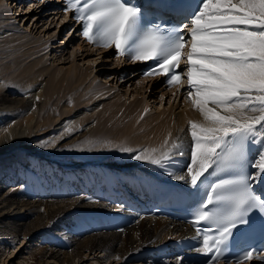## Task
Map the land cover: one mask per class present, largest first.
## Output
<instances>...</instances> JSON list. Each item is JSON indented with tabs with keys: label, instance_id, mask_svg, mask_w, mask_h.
<instances>
[{
	"label": "bare ground",
	"instance_id": "1",
	"mask_svg": "<svg viewBox=\"0 0 264 264\" xmlns=\"http://www.w3.org/2000/svg\"><path fill=\"white\" fill-rule=\"evenodd\" d=\"M6 1L0 0V78H2L0 82V109L6 106L4 104L6 101L12 99L10 96L7 98L8 92H5L7 90L20 91L19 87L21 86L26 91L28 90V96L11 101L13 105L10 106H13L12 110L15 109L17 113L14 114L16 116L15 121L10 119L0 124V142L2 140L1 144L8 143L7 146H1L0 151L4 147H10L9 138H13L12 145L14 147L19 142H17L18 136L13 137V135H16L15 127L18 123L20 126L25 124V127H27L26 125H28L29 128L26 136L24 135L21 139L29 137V134L32 133V130L30 132L32 119H34L32 127L36 128V133L38 132L39 135H42L46 131H53L48 126L52 125L53 122L56 124L60 123L63 120H58L60 115L64 117V114L71 112L74 107L63 101L59 112L51 111L48 107V111L42 113L39 110L36 115V109L33 112H28L31 107L30 104L34 101L39 103L44 101L47 104L54 98L51 102H57V97H62V93L67 87L72 90L73 88H70V86L77 87L82 83L87 84L85 91L78 98L81 101L77 99V103H89L90 100L94 103L98 99L111 95V91L115 86L113 88L110 85L105 86L104 82L101 85L88 83L90 81L89 77H91L95 68H97L99 74H103L104 80L102 81L113 80L115 77L118 79V77L125 76L124 72H130L129 77L125 79V82H128L125 87L128 91V86L133 85L135 83L134 79L140 75L139 81L135 83L134 87H130V94L133 92L132 95L139 89L136 88L138 84L142 85L141 93H144L150 87L151 92L160 90L161 94L159 102L155 101V104H157L155 107L159 112L155 115L151 113L152 115H147L143 118L141 115L144 111V106H142L140 101H137V96L140 92L127 103L128 101L120 99L122 95H119L120 88L115 87V91L118 92H116L117 96L109 104H105L106 106L101 109V113L99 111L100 122L94 129L92 128V135L90 137L87 136L89 139L86 137L85 139L87 140L84 139L80 144L73 146L74 150L77 151L83 149L85 158L77 154H62L61 156L60 153L63 149L57 147L58 144L55 146L57 149H51L41 144L43 146V149H41L39 142L33 141V144H29L31 139L18 143L15 151L8 152L7 149L0 153V175L9 174L10 172L14 176V178L4 177L5 181L3 180L4 183L0 185V264L4 261L3 255L5 252L10 256L18 254L19 250L17 251L14 248L16 240L21 239L20 246L23 247L26 245V242H24L26 237H32L37 230H49L51 228L55 229V235L63 236L64 239L61 237L58 246L33 243L32 247H30L27 244L25 250L28 254V256H25L27 264H53V260L62 264H74L79 257L83 256V251L87 252L95 249L100 250L102 255L100 258H93L98 260V262L108 258L116 259V257H119L120 259L131 256L139 249H148L151 245L159 242L165 243L166 241H169L171 245L178 244L188 248L194 245L193 251L200 248V238L198 236L194 238V229L188 221L173 219L166 215H156L151 212L146 214V211H142L145 208V199L140 200L138 197L141 196L148 199L145 193L146 189L152 191L151 196L157 194V192L154 193L155 187H153L154 190L152 188L153 183H147L148 174L157 179H162V182H164L163 186L168 188L171 182L178 181L174 175L167 176L165 171H162V168H164L169 173L171 167L166 165L161 167L143 160L134 159L131 161L130 158L135 153L120 150L122 148L160 149L165 139L169 138L168 134L171 133V140H176L179 137L185 144L184 155L177 156L179 158L182 156L181 166L186 167L190 162V152L188 151V146L191 144L189 122L203 123L204 119L201 113L193 106L191 100L184 98L183 101H180L183 97L181 93V86L183 85L177 84L172 87L165 86L163 83L160 85L159 82L161 81L157 77L141 76L137 66L139 61L130 59L126 55L119 56L117 53L113 59L111 58V53L114 52V47L106 48L88 39L84 40L81 37L82 35L79 36L81 34L80 28L69 22L72 17L67 16L68 11L65 12V9L60 11V0H55V3L51 2V0H42L43 3L40 5L37 2L33 10L40 7L46 8L49 5H54L56 8L46 11V19L42 18L43 15L40 13V15H34L29 22L31 24H27L26 27L21 26L22 28L18 25L19 21L16 18L18 16L19 19H26L20 13L26 14L29 11L22 12L20 10L21 5L17 3L25 2V0H14L15 2L8 0L10 1L9 6L4 5ZM11 2L17 5L12 6ZM33 5L35 4L33 3ZM27 7H32L31 2H28ZM42 8L37 13L42 11ZM48 15L52 17L49 18ZM56 18H61V21L57 24V28L55 27L53 34L56 33V30L61 31L70 24L71 27H74V31L71 32L72 36L68 42L63 44L62 41L56 44V46L61 47L59 49L60 55H57L58 49L54 45L51 46L50 52H53V56L57 60H62L65 55V49L69 47L68 43L74 39V42L70 44L72 46L71 61L74 62L66 68L63 65L62 67L60 66L54 74L49 75L51 76L50 83L48 82L49 88H46L47 90L44 89L45 91L43 89L37 90V85H32L39 78L41 79L47 70V66H38L43 56L35 59L33 57V63L27 64L23 72L14 75L15 78H18L17 81L14 76L8 80L9 76L19 67L17 65L22 60L50 46L49 40L41 37V32L44 30V34L52 35V33L50 34L48 30H45L47 28L41 27V25L49 21L50 24L55 23ZM40 23L41 25H39ZM37 28L40 29L38 35L36 34ZM8 29L11 31H6ZM32 31H35L34 34ZM40 40L41 42H39ZM21 49H24V52ZM19 50L21 51L20 54H16V51ZM87 54H97L95 55L97 58L102 57V59H99L101 61L100 64L98 63L99 61H95L97 62L96 65L92 64L88 68H81L75 62L76 55H81L85 58ZM124 60H127V63H122ZM103 61L107 63L110 61L113 65L110 66L112 68L111 72L107 71L108 68L103 64ZM92 76L95 75L93 74ZM123 80L122 83L124 82ZM13 83H17L19 87H16V85L14 88L9 87ZM155 83L162 87H157ZM144 86H146V90H144ZM36 97H39V99L37 100ZM163 97H169L167 99L169 105L160 110L158 106L160 107L163 103ZM5 127H7V131L4 130ZM12 132L14 133L12 134ZM79 135L82 137L81 134ZM33 136L34 133L31 134V137ZM76 140L79 139L76 138ZM67 141L64 142L67 143ZM26 153L30 155L28 156ZM79 157L81 159L78 160L77 158ZM88 161H93L96 165H102L103 167L98 168ZM23 162H27V166ZM167 163L172 165L173 161L171 160ZM123 165L127 166L128 170H123ZM3 168H6V171L2 173ZM105 170L110 174L112 184L108 180H104L105 176L101 175V172L104 173ZM185 172L186 170H184V174ZM19 180L25 181L21 187L16 184ZM126 182L131 185L128 188L134 190L130 195H124L129 194L125 188L127 187ZM142 182H144V185ZM74 183L77 185L74 186ZM97 185L102 190L98 189ZM46 188L47 191H45ZM81 191L84 193L83 196L81 195L82 193H79ZM91 192L90 198L88 197L86 201L83 200V197H86ZM114 197L117 200L120 199V202L112 203ZM84 216L90 217V220L85 223H79L80 218ZM91 216L93 217L91 218ZM78 233H81V236H77L76 234ZM51 239L54 238L51 237ZM5 241L7 243L3 245ZM8 243L11 244L9 246L13 247L12 249L8 247ZM19 262L20 259L16 262L12 261L11 264H20ZM158 262L161 261L158 260Z\"/></svg>",
	"mask_w": 264,
	"mask_h": 264
},
{
	"label": "snow or ice",
	"instance_id": "2",
	"mask_svg": "<svg viewBox=\"0 0 264 264\" xmlns=\"http://www.w3.org/2000/svg\"><path fill=\"white\" fill-rule=\"evenodd\" d=\"M154 2L156 10L187 23L145 28V10L134 0H66L65 12L74 10L89 41L136 61L154 60L157 67L146 75L163 73L169 86L182 84L187 69L186 98L204 122H189L190 162L175 178L199 192L205 174L216 177L193 213V225H201L196 251L205 264H264L262 249L231 252L237 236L257 228L264 233V0ZM168 136L160 149L120 150L163 167L185 151L179 137ZM175 264H186V257L177 256Z\"/></svg>",
	"mask_w": 264,
	"mask_h": 264
},
{
	"label": "rangeland",
	"instance_id": "3",
	"mask_svg": "<svg viewBox=\"0 0 264 264\" xmlns=\"http://www.w3.org/2000/svg\"><path fill=\"white\" fill-rule=\"evenodd\" d=\"M6 1V0H5ZM11 1V0H10ZM10 1H6V3L4 4V5H6V6H9L10 4ZM14 1V0H13ZM16 1V0H15ZM14 1V2H15ZM27 1V2H26ZM55 0H51V2H54ZM14 2H11V4H12V6L13 5H17V4H20L21 6H20V10H22V12L24 11V12H26V11H29V12H27L26 14H23V13H20L22 16L24 15V17L26 18V19H19L18 18V16H17V21H19V26L21 27V26H25L26 27V25L27 24H31V23H29L33 18V16L34 15H40V14H42L43 16H42V18H45L46 19V16H47V13H46V11L48 12V11H51V10H54L55 8H56V6H54V5H52V6H47L46 8H42V7H40V8H42L43 10L42 11H40V12H38L37 13V11L40 9V8H36L35 10H33V8L36 6V3L38 2V5H40V4H42L43 3V1L42 0H25V2H20V3H17V4H14ZM28 2H31V6L32 7H30V8H28L27 7V5H28ZM33 3L35 4V5H33ZM55 3V2H54ZM23 5V6H22ZM25 5V6H24ZM44 6V5H43ZM23 7H25L24 9H23ZM13 8V7H12ZM11 8V9H12ZM54 8V9H53ZM28 9V10H27ZM14 10H15V7H14ZM13 13V12H12ZM40 13V14H39ZM60 14V13H59ZM49 16V15H48ZM50 17H52V16H49V18ZM56 21H55V23L53 22L52 24H50V21L48 22V23H44L43 25H41V23L39 24V25H41V27H45V28H47V29H45V30H48V32H50V34L52 33V35H49L48 33H46V34H44L43 32H44V30H42V34H41V37H44V39H48L49 40V42H50V46H48L47 48H44L41 52H39V53H37V54H34V55H32V56H30V57H27V59H25V60H22V62H20L17 66H19V67H17L16 68V70L11 74V76H9V79L8 80H10V79H12L13 78V76L14 75H18L20 72H23V70H24V68L27 66V64H31V63H33V57H34V59L36 58V57H39L40 56V58H41V56H43L42 58H41V61H39L40 63L38 64V66H47V70H46V72H45V74L44 75H42V78L40 79L39 78V80L38 81H35L32 85L33 86H36L37 85V90H47L49 87H48V84L50 83V77L51 76H49V75H52V74H54L55 73V71L57 70V68H59L60 66L62 67V65L66 68L67 66H69V65H71L74 61H71V58H72V53H71V50H72V46L70 45V44H72L73 42H74V39L73 40H71V42L70 43H68V46L69 47H67L66 49H65V51H64V58H62V60L61 59H56V57H54L53 56V52L51 53L50 52V50H51V46H56V44L57 43H59V42H62L63 41V44L64 43H66V42H68L69 41V39H70V37L72 36V33L71 32H73L71 29H70V25H68L67 27H65V28H63L61 31L60 30H56L55 32L57 33H55V34H53V31H54V29H55V27L57 26V24L61 21V18H59V19H55ZM25 24V25H24ZM49 26V27H48ZM41 27H39L40 29H41ZM22 28V27H21ZM39 28H37V31H36V34L38 35V31L40 30ZM57 28V27H56ZM69 30V31H68ZM73 30H74V28H73ZM6 31H11L10 29H8V30H6ZM33 32V34H34V32L35 31H32ZM77 33V32H76ZM68 34H70V35H68ZM1 35V34H0ZM36 35V36H37ZM54 36H56V37H54ZM80 38V37H79ZM80 40H82L81 38H80ZM39 42H41V40L39 41ZM85 43V42H84ZM62 44V45H63ZM1 45V44H0ZM39 45H41V44H39ZM61 47L60 46H56V49H58L57 51V55H60V49ZM102 48V47H101ZM103 49V48H102ZM22 50V49H21ZM20 50L19 51H16V54H20ZM22 52H24V49L22 50ZM81 53V52H80ZM93 53H97V52H93ZM16 54H14V55H16ZM44 54V55H43ZM78 54V53H77ZM112 55H111V58H115L116 57V55H115V53L113 52V53H111ZM95 55H97V54H87V55H85V58L83 57V56H81V55H76V59H75V62L77 63V64H79L80 66H81V68H88V67H90L92 64H97V62H95V61H99L98 63L100 64V58L102 59V57H96ZM11 57H12V55H11ZM94 58H96V60H94ZM11 59V58H10ZM30 59V60H29ZM40 60V59H39ZM62 61H64V62H62ZM114 63H116V62H114ZM122 63H127V60L125 61H123ZM103 64L108 68L107 69V71L108 72H111V70H112V68L110 67V66H113L111 63H110V61L107 63V62H104L103 61ZM127 66V65H126ZM18 72V73H17ZM95 75V76H92V75ZM124 74H125V76L123 77H118V79L115 77L113 80H107V81H102V80H104V76H103V74L102 73H100L99 74V72H98V70H97V68H95V70L93 71V73L91 74V77H89L90 78V81H88V83L90 82V84L91 83H95L96 85L98 84V85H101L102 84V82H104L103 84L105 85V86H112V88H113V86H115V87H118V88H120L119 89V95H121V98L120 99H122L123 101H128L127 103H129L130 102V100H132L133 98H134V96L136 95L137 96V93H139L140 92V94H138V96H137V101L139 102H141L142 103V106H144V111L142 112V115H141V117H143V118H145L144 116H147V115H152V114H157L158 112H159V110H157L156 109V107L155 106H157V104H155L156 102L155 101H157V102H159V98H160V94H161V91L159 90L158 92H151L152 90L150 89V87H149V89L147 90V91H144V93H141V90H142V85H140V84H138V85H136V88L138 89L137 90V92L135 91V94H133L132 95V93L130 94V90H131V88L132 87H134V85H135V83H137L138 81H139V79L141 78L140 77V75H139V77L138 78H135L134 79V81H135V83L133 84V85H130V87L128 86V88H129V91H128V89L127 88H125L126 86H127V83L128 82H125V79L126 78H128L129 77V75H130V72L128 73V71L127 72H124ZM18 77V76H17ZM4 78H5V76H4ZM14 79L17 81V79L18 78H15V76H14ZM124 79V80H123ZM8 80H6V81H8ZM117 80V81H116ZM122 80L124 81L123 83H122ZM2 81V78H0V82ZM38 82V83H37ZM41 82V83H40ZM49 82V83H48ZM120 83H122V84H120ZM184 83V82H183ZM183 83L181 84V85H183ZM87 84V83H86ZM86 84H84V83H82V84H80V85H78L77 87H71L70 86V88H73L72 90L71 89H69L68 87H67V89H65V91H63V93H62V97L61 96H59V97H57V102L56 101H54V102H51L54 98H52V100H50V102L49 103H44V101L42 102V101H40V103L39 102H33V103H31L30 105H31V107L29 108V110H28V112H33V111H35L34 109H36V115H37V112L39 111V112H42V113H44V112H46V111H48L49 110V108L51 109V111H57V112H59V109H61V103H63V101H64V103L65 102H68L69 104H71V106H74L73 107V110L71 111V112H69V113H65L64 115V117H62L63 115H60V117L58 118V120L60 121L61 119H63L60 123H58V124H56L55 122H53L52 123V125H50V126H48V128H52V130L53 131H46L44 134H42V135H39L38 134V132L36 133V128L35 127H32L33 126V122H34V119H32L33 120V122H32V124H31V128L32 129H30V132H31V130H32V133H34V136L33 137H31V134H29L30 136L29 137H26V138H22L21 139V137H23L24 135L26 136V134L28 133V130H29V128H28V125H26L27 127H25V124L24 125H21L20 126V124L18 123V125L15 127V134L16 135H13V137H15V136H18L19 137V139L17 140V142L18 143H21V141H23V140H30L31 139V141L29 142V144L30 143H32L33 141H36V142H39L40 143V148L41 149H43L42 147L43 146H41V144L43 145H45V144H47L48 142H54L53 144H51L50 146H48V147H50L51 149H53V148H55V149H57V147H60L61 149H63V151L60 153V155L62 156V154H64V155H74V154H77V155H79V156H82V157H84V152L85 151H83V149H81V150H79V151H77V150H74V145L76 144H80L87 136L88 137H90V135H92V131H93V129H94V127H96L97 126V124L100 122V118H99V114L101 113V109L104 107V106H106L105 104H109L112 100H114V98H115V96H117V94H116V92L117 91H115V87L113 88V90L111 91L112 93H111V95H109L108 97H103V98H101V99H98V100H96V101H94V103L93 102H91L92 100H90V102L88 103V102H80V103H77V99L81 96V94L85 91V86H86ZM120 84V85H119ZM159 84L160 85H162V83L161 82H159ZM159 84L158 83H155V85L158 87L159 86ZM15 85H16V87H19V86H17V83H13V84H11V85H9V87H15ZM32 85H31V87H32ZM47 86V87H46ZM50 86V85H49ZM139 86V87H138ZM146 86H144V90H146V88H145ZM159 87H162V86H159ZM20 88V91H16V90H14V91H5V92H8V97L7 98H9V96L12 98L11 100H8V101H6L4 104L6 105L4 108H1L0 109V124H2L3 122H6L7 120H10V119H12L13 121H15V115L14 114H16L17 113V111L14 109V110H12V107L10 106V105H13V103L11 102V101H14V100H17L18 98H25V97H27L28 96V90L26 91L25 90V88L23 89V88H21V86L19 87ZM47 88V89H46ZM77 88V89H76ZM63 89V90H64ZM69 89V90H68ZM37 90H35L36 92H38ZM44 90V91H45ZM136 90V89H135ZM165 90H169V89H165ZM30 93V92H29ZM118 93V92H117ZM182 93V92H181ZM17 98H16V97ZM122 97H124V98H122ZM169 97H163V103L160 105L159 103V105H160V107L158 106V108L161 110V108H163V107H165L166 108V106H168L169 105V103H168V101H167V99H168ZM184 98H186V95H184V97H182L181 98V100L180 101H183L184 100ZM125 99V100H124ZM127 99V100H126ZM187 99V98H186ZM175 100H177V99H175ZM188 100V99H187ZM78 101H81L80 99H78ZM84 101V100H83ZM121 101V100H120ZM44 103V104H43ZM88 103V104H87ZM147 103V104H146ZM16 104V103H15ZM56 104V105H55ZM74 104V105H73ZM38 105V106H37ZM44 105H45V108H44ZM47 105V106H46ZM147 105V106H146ZM34 106H36L37 108L38 107H40L39 109H37L36 107L34 108ZM43 106V107H42ZM55 106V107H54ZM58 106V107H57ZM69 106V105H68ZM49 107V108H48ZM51 107H53V108H51ZM48 109V110H47ZM145 110H147V111H145ZM99 111H100V113H99ZM156 111V112H155ZM38 112V113H39ZM98 113V114H97ZM150 113V114H149ZM152 113V114H151ZM97 115H98V117H97ZM11 120V121H12ZM17 121V120H16ZM67 122H69L68 124H66ZM65 124V125H64ZM73 126H75V127H73ZM71 127V128H70ZM27 128V129H26ZM73 128H76V129H73ZM78 128V129H77ZM93 128V129H92ZM21 130V131H20ZM71 130V131H70ZM25 131V132H24ZM73 131V132H72ZM69 132V133H68ZM14 132H12V134H13ZM67 133V134H66ZM84 133H85V135H84ZM79 134H81L82 135V137L79 135ZM88 134V135H87ZM74 135V136H73ZM77 135H79V136H77ZM74 137V138H73ZM84 137V138H83ZM87 137V139H89ZM76 138H78L79 140H76ZM10 139V147L8 148V147H4L3 148V150H7L8 149V152H11V151H15V147L18 145V143L15 145V147L12 145V141H13V138L11 139V138H9ZM8 139V140H9ZM64 139V140H63ZM75 139V140H74ZM87 139H85V140H87ZM43 140V141H42ZM47 140V141H46ZM68 140V141H67ZM72 140H73V142H72ZM42 141V142H41ZM64 141H67V143H65ZM2 143V140H1V142H0V144ZM71 143V144H70ZM33 144V143H32ZM57 144H58V146H57ZM7 146L8 145V143H4V144H1L0 145V147L1 146ZM12 146V147H11ZM55 146H57V147H55ZM141 146V145H140ZM39 148V149H40ZM10 149V150H9ZM3 150L1 149V151H0V153L1 152H3ZM7 152V153H8ZM28 156L30 155V154H28V153H26ZM95 155V154H94ZM68 157V156H67ZM63 158V157H62ZM69 158H71V157H69ZM85 158V157H84ZM78 160L79 159H81V157H79V158H77ZM130 160L132 161V160H134L133 159V155H132V157L130 158ZM22 162V161H21ZM88 162H91L92 164H94V165H96L93 161H88ZM173 163H175V162H173ZM23 164L24 165H26L27 166V162H23ZM173 165V164H172ZM28 166H29V163H28ZM106 166V165H105ZM124 166V168H123V170H128L127 169V166H125V165H123ZM96 167H98V168H102L103 166L102 165H96ZM8 169H9V167H7ZM63 168H64V166H63ZM106 168H107V166H106ZM108 168H110V167H108ZM4 171H6V168H3V170H2V173L4 172ZM9 172V171H8ZM26 175V174H25ZM1 176H2V179H1ZM6 177H13L14 178V176H12L11 175V173L9 172V174H6V173H4L3 175H0V185H2L4 182H3V180L5 181V178ZM19 182V183H18ZM23 183H25V181L24 180H19V181H17V185H19L20 187L22 186V184ZM77 184L76 183H74V186H76ZM16 186V185H15ZM41 189H43V188H41ZM92 189V188H91ZM23 190H24V188H23ZM45 191H47V188H46V190ZM92 192H94L93 190H91ZM80 194L82 193V191L81 192H79ZM92 194V193H91ZM72 195V194H71ZM82 196H83V193L81 194ZM85 196V195H84ZM87 197H88V195H86V197H83V200H87ZM9 218V217H8ZM84 220H87V218H84ZM82 221H80V223H81ZM57 230V229H56ZM42 231H44V232H42ZM46 237H45V236ZM58 235V234H57ZM57 235H55V229H49V230H37V231H35L34 232V235L31 237V236H28V237H26L25 238V240H24V242H26V245L25 246H23V247H21L20 246V243H21V239L19 240H16V243L14 244V248H15V250H19V252H18V254L16 255V256H10V255H7V253L5 252L4 253V255H3V259H4V261H2V264H11V262L13 261H19V259H20V264H27L26 263V258H25V256H28V254H27V252L25 251L26 250V246H27V244H28V246H30V247H32V244L33 243H36V244H39V243H42L43 245H49V244H51L52 246H58V242L59 241H61V237H62V239H64L63 238V236H61V237H59V235L57 236ZM77 236L79 235V236H81V233H78V234H76ZM51 237H53L54 239H51ZM53 240V241H52ZM23 242V243H24ZM5 243H7V241H5L4 243H3V245H5ZM60 243V242H59ZM9 244L10 243H8V247L9 248H13V247H11V246H9ZM11 245V244H10ZM10 249V250H11ZM82 251V250H81ZM140 250H138V251H136V252H134L131 256H127V257H124V258H120V259H113V258H108V259H106V260H104V261H99L98 262V260H96V259H93L94 257H98V258H100V256H102L101 255V252H100V250H98V249H95V250H91V251H83V256L82 257H79L78 259H77V256H76V259H77V261L74 263V264H158V262L157 261H155V260H152L151 258H153V257H150V256H147V254H142L141 252H139ZM170 256V258H172V259H174L175 258V256L174 255H169ZM11 257V258H10ZM25 258V259H24ZM162 258V257H161ZM2 259V260H3ZM121 260V261H120ZM166 260V256L164 257V261L161 263V264H175V260H173V261H165ZM153 261V262H152ZM53 264H62V263H60V262H56L55 260H53Z\"/></svg>",
	"mask_w": 264,
	"mask_h": 264
}]
</instances>
